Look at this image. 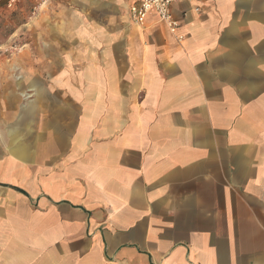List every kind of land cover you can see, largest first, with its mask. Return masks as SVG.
<instances>
[{
	"label": "crops",
	"instance_id": "obj_1",
	"mask_svg": "<svg viewBox=\"0 0 264 264\" xmlns=\"http://www.w3.org/2000/svg\"><path fill=\"white\" fill-rule=\"evenodd\" d=\"M135 1L22 22L0 264H264V0H180L175 33Z\"/></svg>",
	"mask_w": 264,
	"mask_h": 264
},
{
	"label": "rangeland",
	"instance_id": "obj_2",
	"mask_svg": "<svg viewBox=\"0 0 264 264\" xmlns=\"http://www.w3.org/2000/svg\"><path fill=\"white\" fill-rule=\"evenodd\" d=\"M52 0H15L10 4V0H0V40L5 41L10 33H16L13 41L3 48L5 56L0 61V88L4 87L9 79L20 80L21 69L15 60L16 54L21 49L20 44V26L22 22H33L39 13L42 12V5H47ZM62 5H68V0H58ZM25 6L27 13L22 11ZM2 52V50H1ZM13 73V75H11ZM10 76V77H8ZM13 76V77H12Z\"/></svg>",
	"mask_w": 264,
	"mask_h": 264
},
{
	"label": "built area",
	"instance_id": "obj_3",
	"mask_svg": "<svg viewBox=\"0 0 264 264\" xmlns=\"http://www.w3.org/2000/svg\"><path fill=\"white\" fill-rule=\"evenodd\" d=\"M15 0H10L12 4ZM180 0H136L130 6V14L137 24H144L148 13L155 10L160 19L168 26L171 32H176L180 27L178 21L173 17L172 6ZM181 38V37H180Z\"/></svg>",
	"mask_w": 264,
	"mask_h": 264
}]
</instances>
